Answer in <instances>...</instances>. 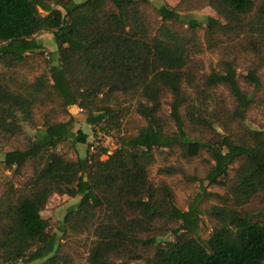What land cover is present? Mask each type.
Segmentation results:
<instances>
[{
    "label": "trees",
    "instance_id": "obj_1",
    "mask_svg": "<svg viewBox=\"0 0 264 264\" xmlns=\"http://www.w3.org/2000/svg\"><path fill=\"white\" fill-rule=\"evenodd\" d=\"M180 4L208 5L220 18L201 22L150 0H0L1 163L15 175L30 168L24 182L0 190V264H71L67 249L82 236L85 264H264V210L248 208L264 198V130L247 124L254 103L264 108V96H256L264 0ZM45 31L57 47L48 60L37 39ZM214 49L230 56L208 72L198 55ZM238 51L253 57L243 76ZM40 60L48 68L29 75ZM73 105L94 129L116 132L112 153L99 145L71 159L59 150L67 141L88 142L74 130ZM132 113L145 123L129 132L123 125ZM25 122L36 128L30 144L5 151ZM170 156H206L205 176L193 179L200 192L187 209L167 181L150 177L158 157ZM159 173L183 170L171 163ZM221 182L224 193L207 190ZM53 194L80 196L62 236L42 216ZM203 198L213 200L207 239L199 232Z\"/></svg>",
    "mask_w": 264,
    "mask_h": 264
},
{
    "label": "rangeland",
    "instance_id": "obj_2",
    "mask_svg": "<svg viewBox=\"0 0 264 264\" xmlns=\"http://www.w3.org/2000/svg\"><path fill=\"white\" fill-rule=\"evenodd\" d=\"M83 1V0H77ZM151 4L154 7H160L163 5L169 6L171 8H175L181 15L184 17H194L201 22H204V19L207 16H214L220 18L216 11L208 6L203 5L196 9H187L185 6L180 4V0H150ZM202 34V32H201ZM37 39L42 41L44 45L45 59L50 58V53L56 50V44L53 41V34L50 32H42L37 36ZM237 56V66L238 73L240 76H243L247 73L248 68L252 65L253 57L242 53H235ZM230 54L225 49H214V50H206L202 54L198 55V58L202 60L205 66L206 71H210L212 69L220 68V61L223 57H229ZM37 69L28 71V74L31 75L33 72H42V70H46L48 66L43 60H40L37 64ZM0 66V70H1ZM260 76L262 78L263 87L256 93L257 98L264 96V68L260 70ZM241 79V78H240ZM242 80V79H241ZM242 87L249 91L253 92V87L247 85L245 82H242ZM225 95H228L227 91L222 90ZM170 98H167L164 101L163 109L166 113L170 111V106L168 105ZM70 114L74 117V130L81 129L86 132L89 136L88 142L86 144H76L72 145L71 142H65L59 150L65 153L71 159H77L78 157H83L86 155L88 150L91 148H95L96 146H107V148H113L117 145L116 132L113 131L111 134L107 135L101 132L99 129H94L91 125L86 122V115L84 111L78 106L73 105L69 108ZM39 114H37V118H39ZM68 117H62V119H67ZM144 121L137 116L136 114H131L123 125L124 130L129 132H134L139 126L144 125ZM247 124L255 129L264 130V108L260 103H254L247 112ZM36 133V128L28 123H23V130L15 137H13L10 141L4 144V150H12V149H24L33 139L34 134ZM105 158V157H104ZM206 156L203 158H194L191 161H185L177 156H170L167 160L164 157H158L156 163L151 167L150 177L158 182L160 180L167 181L174 189L176 194L177 204L183 208L187 209L192 201H194L200 192V181L193 180L194 178L201 179L205 176L207 170ZM177 164L180 168H182L183 173H178L174 176L166 177L159 173V168L165 164ZM231 175H233V171H230ZM30 175V168L26 167L22 170L20 175L13 174V171L4 169L3 164L1 163L0 156V190L4 186L5 182H12L15 185H19L25 181V179ZM223 182V181H222ZM215 184L212 186H208L207 190L211 192L224 193L225 188L223 184ZM80 196L71 197L66 194H53L42 211V216L45 219H48L50 222L51 232H57L59 236H62L59 231L60 225L64 219V216L68 210V208L72 205H75L79 202ZM213 204V200L208 198H203L199 202V209L201 210V216L199 221V232L200 235L207 239L213 230V223L209 219L206 214V211ZM248 208H252L254 210H264V198H258L254 200ZM72 249H67L68 254L73 257V261L71 264H85L84 255L85 253V239L86 236H82L80 238H73ZM42 260H38L32 263H26L23 261H19L17 264H40ZM133 264H141V263H133Z\"/></svg>",
    "mask_w": 264,
    "mask_h": 264
},
{
    "label": "built area",
    "instance_id": "obj_3",
    "mask_svg": "<svg viewBox=\"0 0 264 264\" xmlns=\"http://www.w3.org/2000/svg\"><path fill=\"white\" fill-rule=\"evenodd\" d=\"M104 147H106L107 148V146H104ZM117 147V145H115L113 148H107V153L108 154H110V153H112V151L115 149Z\"/></svg>",
    "mask_w": 264,
    "mask_h": 264
}]
</instances>
